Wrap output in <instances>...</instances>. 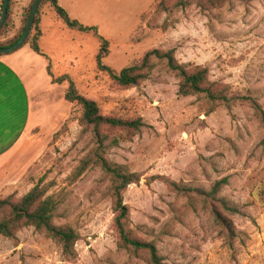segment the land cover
I'll return each instance as SVG.
<instances>
[{
  "label": "rangeland",
  "instance_id": "rangeland-1",
  "mask_svg": "<svg viewBox=\"0 0 264 264\" xmlns=\"http://www.w3.org/2000/svg\"><path fill=\"white\" fill-rule=\"evenodd\" d=\"M61 1L73 19L97 27L110 42L105 66L120 72L150 50H173L180 64L206 67L211 81L253 97L264 109V0H232L218 9L192 4L162 13L154 12L155 0ZM30 2L12 1L0 42L17 35L22 17L17 28L16 9L24 5L22 15ZM44 16L42 48L51 91L36 87L26 136L30 148L40 144L43 152L0 197L21 198L40 182L49 186L58 203L55 223L80 235L78 257L65 261L54 241L29 227L15 239L0 236V264H151L148 253L118 247L109 175L94 166L72 178L95 138L79 124L81 108L65 100L68 83H54L63 75L98 103L104 116L143 119L145 127L131 139L115 144L110 138L105 157L141 176L123 201L134 235L156 246L162 264H264V126L254 108L243 102L206 114L197 97L179 95V80L162 63L139 86L118 88L97 68L100 45L92 34L67 29L49 5ZM156 176L204 190L227 178L220 196L240 210L230 216L238 234L234 244L202 203L192 205L163 181L152 180Z\"/></svg>",
  "mask_w": 264,
  "mask_h": 264
},
{
  "label": "trees",
  "instance_id": "trees-1",
  "mask_svg": "<svg viewBox=\"0 0 264 264\" xmlns=\"http://www.w3.org/2000/svg\"><path fill=\"white\" fill-rule=\"evenodd\" d=\"M10 0L7 19L0 28L3 33L12 17L13 7ZM31 0L28 7L22 13V26L17 35L6 41L0 42L1 48L11 47L16 44L25 30L33 4ZM232 0H155L152 5L155 13L167 12L175 8H184L197 4L206 9L222 8ZM246 2L249 0H238ZM49 5L55 15L63 22L70 31L81 34H92L99 42V51L96 56L97 68L106 72L113 84L121 89H130L139 86L148 80L157 64H165L166 68L179 80V95L183 97H197L205 108L206 114H211L218 108L224 107L231 110L238 103H249L260 117L264 126V109L251 96H241L231 89L229 85L213 82L209 78V71L206 67L180 64L173 50L163 51L153 49L133 64L123 68L120 72L105 66L103 60L109 54L110 42L99 34L97 27H85L79 21L72 19L58 0H43L41 3L32 31L25 45H29L36 54L47 59L46 54L40 46L42 37V9ZM3 11V0H0V16ZM147 13L141 15L144 20ZM20 48V49H21ZM19 50V49H18ZM7 54H0V56ZM49 74L50 66L48 67ZM54 83H68L65 92V100L77 104L81 108L79 124L90 130L95 138V147L80 162L76 168L73 179L79 178L90 167L99 166L111 179V198L114 213L113 227L118 238V247L135 255L148 253L151 264H162L156 246L151 242L137 238L130 228V210L124 205L123 195L132 184H139L141 176L130 172L125 166L112 163L105 157V144L112 138L115 144L120 139H131L142 131L145 123L141 117L126 119L117 116H104L101 108L93 100L83 96L75 82L68 75L60 76L53 80ZM66 127V124L64 125ZM163 181L170 191L180 197H188L191 204L202 203V207L212 214L216 224L226 234L230 245H233L238 237L237 230L230 216L240 214V210L229 200L220 196L228 179L216 181L209 190L193 188L182 183L169 180L162 176L153 177L152 180ZM197 202V203H196ZM58 203L55 197L49 194V186L36 184L27 194L21 198L15 195L0 197V236L15 239L17 234L25 228H33L36 232L44 234L54 241L61 249L65 261L73 262L77 259L76 244L80 240L79 233L68 225L55 223Z\"/></svg>",
  "mask_w": 264,
  "mask_h": 264
},
{
  "label": "crops",
  "instance_id": "crops-1",
  "mask_svg": "<svg viewBox=\"0 0 264 264\" xmlns=\"http://www.w3.org/2000/svg\"><path fill=\"white\" fill-rule=\"evenodd\" d=\"M58 1L69 12L62 1ZM23 7L16 9L14 24L17 28L22 17L19 10L22 11ZM45 16L41 22L43 35L40 41L44 53L42 44L47 39ZM47 68V59L33 52L29 45L0 56V194L21 182L43 152L40 144L30 148L26 136L34 118L36 87L51 91Z\"/></svg>",
  "mask_w": 264,
  "mask_h": 264
},
{
  "label": "water",
  "instance_id": "water-1",
  "mask_svg": "<svg viewBox=\"0 0 264 264\" xmlns=\"http://www.w3.org/2000/svg\"><path fill=\"white\" fill-rule=\"evenodd\" d=\"M42 2H43V0H35L34 1L28 22H27L25 30L22 34V37L20 38V40L16 44H14L11 47H7V48H1L0 47V54L13 53V52L17 51L18 49H20L26 43V41L29 38V35L32 31V28H33L39 7H40ZM9 3H10V0H3V11H2V14L0 16V28L4 25V23L7 19Z\"/></svg>",
  "mask_w": 264,
  "mask_h": 264
}]
</instances>
